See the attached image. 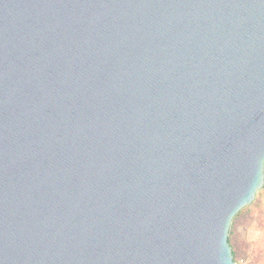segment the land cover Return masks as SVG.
<instances>
[{
  "label": "water",
  "instance_id": "1",
  "mask_svg": "<svg viewBox=\"0 0 264 264\" xmlns=\"http://www.w3.org/2000/svg\"><path fill=\"white\" fill-rule=\"evenodd\" d=\"M264 186V0H0V264H236Z\"/></svg>",
  "mask_w": 264,
  "mask_h": 264
},
{
  "label": "rangeland",
  "instance_id": "2",
  "mask_svg": "<svg viewBox=\"0 0 264 264\" xmlns=\"http://www.w3.org/2000/svg\"><path fill=\"white\" fill-rule=\"evenodd\" d=\"M235 231L236 264H264V186L243 212Z\"/></svg>",
  "mask_w": 264,
  "mask_h": 264
},
{
  "label": "trees",
  "instance_id": "3",
  "mask_svg": "<svg viewBox=\"0 0 264 264\" xmlns=\"http://www.w3.org/2000/svg\"><path fill=\"white\" fill-rule=\"evenodd\" d=\"M248 209V207L242 209L233 219L232 221V224H231V228H230V231H229V236H228V242H229V245L232 249V253H233V257L235 259V255H236V250H235V244H234V238H235V234H236V231H235V226L236 224L238 223L240 217L242 216L243 212Z\"/></svg>",
  "mask_w": 264,
  "mask_h": 264
}]
</instances>
